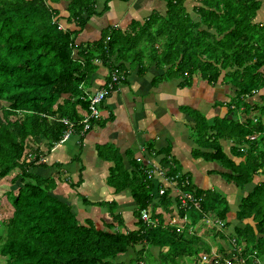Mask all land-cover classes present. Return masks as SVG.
I'll use <instances>...</instances> for the list:
<instances>
[{
  "label": "trees",
  "instance_id": "16d2710c",
  "mask_svg": "<svg viewBox=\"0 0 264 264\" xmlns=\"http://www.w3.org/2000/svg\"><path fill=\"white\" fill-rule=\"evenodd\" d=\"M97 1L69 0L68 20L83 28L91 16L100 14ZM186 1L166 0L165 14L155 10L126 28L104 29L93 44H77L79 30L59 28L60 18L48 0H0V101L9 103L0 114V182L18 169L6 191L13 213L0 222L5 227L0 228V264H116L120 254L132 250L135 255L128 264H145L146 253L154 246L160 247L162 264H183L180 259L194 256L195 264H200V245L205 241L188 230L211 217L222 224L214 227L216 236L231 244V250L220 244L218 264H259L264 258L260 236L264 234V182L241 198L236 212L239 222L254 218L256 225L239 224L231 231L232 221L227 220L231 208L224 193L197 187L180 171L175 158H168V151L161 162L171 175L179 173L180 187L192 192L199 203L177 212L186 219L185 235L184 229L179 231L166 221L164 212H157L161 207L169 218L174 213L170 205L179 198L171 196L169 187L160 195L164 182L154 183L136 158L134 169L128 171L123 158L116 157L109 177L118 192L131 190L136 203L134 228L127 226L122 213L112 210L116 201L107 202L112 221L103 227L91 219L81 222L72 205L53 192L54 183L36 172L42 151L29 141L45 140L51 152L67 128L60 118L80 120L77 105L89 110L83 85L92 81L98 60L110 71L106 82L116 68L127 75L135 69L144 75L154 67L158 74L153 84L179 79V87L185 88L202 79L210 86L228 85L235 93L227 103L226 116L210 121L202 111H190L199 145L194 156L228 168L231 172L224 178L242 188L264 169V135H260L264 96L260 104L248 101L264 87V23L256 21L261 0H196L192 10ZM63 94L69 97L60 104ZM241 106L242 118L236 115ZM253 112H258V122ZM82 128L78 125L77 130ZM252 134L259 137L251 141ZM224 140L233 141V156L245 160L237 164L230 158ZM244 144L248 147L241 150ZM148 207L151 223L141 216ZM240 244L245 245L242 250Z\"/></svg>",
  "mask_w": 264,
  "mask_h": 264
},
{
  "label": "crops",
  "instance_id": "0c3cea01",
  "mask_svg": "<svg viewBox=\"0 0 264 264\" xmlns=\"http://www.w3.org/2000/svg\"><path fill=\"white\" fill-rule=\"evenodd\" d=\"M48 2L58 13L59 24L63 27L61 29L79 30L76 35L77 44H93L102 37L106 28H126L133 20L144 21L155 10L161 14H165L167 10L166 0H109L108 9L105 8L107 0H98L96 10L100 14L91 16L88 23L81 28L75 22L68 20L70 16L69 0H48ZM186 3L189 6V4L194 5L197 2L196 0H187ZM260 13L261 15H259ZM256 21L264 23V0H261ZM75 54L77 55V53ZM157 74L158 71L154 67H150L144 75L138 74L137 69L128 75L125 74V79L115 91L109 93L102 106L104 118L95 123L91 129L84 133L82 129L77 130L69 140L55 145L51 152H49V144L45 140L35 143L36 147L42 151L38 161L40 165L36 172L54 183L53 192L72 205L81 222L91 219L98 227H103L105 222L112 221V216L109 218L105 216L110 214L106 204L116 201L117 210L123 214L128 226L129 221L135 220L136 203L130 189L118 192L110 184L109 177L112 167L115 166V158L118 156L123 158L125 168L131 171L134 169L132 165L134 158L142 157L145 159L151 151L155 150L161 167L166 168L167 173L170 174L168 168L161 162L169 151L168 158H175L180 171L187 176L189 175L197 187L218 189L225 194H228L232 186L236 190L243 191L241 197L238 196L236 199L235 196L230 195L228 199L232 206L227 219L232 221L229 227L231 231H233L234 226L239 224L249 223L255 226L256 220L254 218H248L243 223L236 220V212L241 198L246 196L255 185L264 182V169L254 175L252 181L243 188L235 182L227 181L224 178L225 173L231 172V170L216 161L194 156V152L199 148L193 136L195 121L189 118L188 110L185 112V107L190 105L189 107L192 106L193 109L202 111L210 121L216 116L224 117L229 110L227 103L231 100L230 96L234 97V90L225 84L210 86L202 79L185 88L179 87V79H164L158 84H153V79ZM105 75L106 69L101 66V69L92 78L91 89L97 91L102 88L107 81L109 70L108 75ZM224 85L228 88H223ZM263 96L264 87L248 101L251 104L253 102L260 104L263 103ZM68 97L69 94H63L58 102L62 104ZM85 110L87 109L77 105V111L81 118H83ZM253 114L258 116L257 112H253ZM236 115L240 118L245 116L244 106L240 107ZM192 123H194L193 126ZM232 146L233 141H223L227 155L239 164L245 160V157L233 156ZM152 147L155 149L150 150ZM145 162L146 160L143 161V163ZM153 182H163V179L156 174ZM176 183L172 187L167 185L174 199H178V193L183 191L178 180ZM245 188H248V191H244ZM238 200H240L239 203H237ZM178 202L179 199L170 205L174 210V213H171L172 216L178 212ZM127 209L132 212L131 216V212H129V216L125 215ZM77 211L84 214L83 218H80ZM164 213L166 221L169 222V218L167 219L168 212L164 211ZM94 214L96 215L94 216ZM98 215H101L99 221L102 224H98L96 219ZM183 219L185 220L183 227L185 230L188 226L186 219ZM205 221L206 219H201L193 224L195 230L192 231L201 236L203 241L211 235L210 231L206 235L199 233L200 228L205 225ZM212 230L214 229L212 228ZM212 236L220 241V236L217 235V238L215 233ZM260 236L264 237V234ZM227 242L229 245L223 247L231 249V244L229 241ZM244 247V244H240L238 249L242 250ZM152 248L153 253L159 255L160 247L154 246ZM219 250H221L220 245L217 252L221 254ZM204 254L202 252V256ZM122 255L120 254L117 258ZM188 258L195 263V256L184 257L180 259L181 263L188 264ZM208 262L201 259L200 264H207ZM259 262L264 264V258ZM236 263L241 264L239 261Z\"/></svg>",
  "mask_w": 264,
  "mask_h": 264
},
{
  "label": "built area",
  "instance_id": "2783aa9c",
  "mask_svg": "<svg viewBox=\"0 0 264 264\" xmlns=\"http://www.w3.org/2000/svg\"><path fill=\"white\" fill-rule=\"evenodd\" d=\"M59 28H63V27L59 25ZM124 79H125L124 72H122L121 70L117 68L114 69L111 72V79L108 82H106L102 88L98 89L93 95L89 96V99H90L89 110L84 111L83 118H80V120L74 121L68 117H61L60 121H62L67 126V128L64 132V135L61 137L59 141L55 143V145L69 140V138L76 133L78 125L83 126L82 132L84 133L88 131L89 129H91L94 123L102 120L104 118L103 111H102V106L104 102L106 101L109 93L115 91L117 86L120 85ZM253 119L255 122H258L259 115L254 116ZM260 135H264V130L263 132H261ZM258 137L259 136L257 134H252L250 135V140L255 141ZM246 148H247V145L244 144L241 147V150H245ZM137 159L144 166H146V172L149 175V177L154 179V176L156 174L162 177L165 186L159 187L160 195L166 192L167 185L172 187L173 185L177 184L176 182L179 177V173H177L176 175L168 174L167 169L161 167L160 161L159 159H157V152L155 150L151 151L147 158L144 159L142 157H138ZM144 160H146L145 163H143ZM186 183H188V179ZM178 198L180 201V205H178L177 207L178 210L179 208H183V207H191V206L199 207L197 198H195L194 194L190 191L183 190L179 192ZM158 209H161L162 212H164L161 207H159ZM141 216H142V219L147 223L154 222L152 219V209L150 207L144 208L141 211ZM155 221H158V219H155ZM212 222L214 223L215 226L216 225L222 226V224L220 223L218 219H214V221ZM169 223L172 225H176L178 230L182 231L185 220L182 217H180V215L177 213L169 217ZM194 230H195V225L191 224L189 226V232L193 233L192 231ZM208 257H212L216 261V264L219 263L220 254L218 252H213V253L210 252L208 254H204L202 257V260L206 261L209 259ZM226 263H229V260H227ZM259 264L261 263L259 262Z\"/></svg>",
  "mask_w": 264,
  "mask_h": 264
},
{
  "label": "rangeland",
  "instance_id": "374dc122",
  "mask_svg": "<svg viewBox=\"0 0 264 264\" xmlns=\"http://www.w3.org/2000/svg\"><path fill=\"white\" fill-rule=\"evenodd\" d=\"M193 3V2H192ZM189 4V10H192V6H193V4ZM259 15H261V13L259 14ZM195 19H197V16L195 17ZM264 22V21H263ZM96 63H98L99 64V67H98V69H97V71H99L100 69H101V66L104 68V69H106V75L105 76H107L108 75V70H107V68L106 67H104L103 65H102V63L100 62V60H98V61H96ZM96 71V72H97ZM109 73H110V71H109ZM91 84H92V82H87V83H85L83 86H84V90H85V92H88V95H93L94 93H95V91L96 90H93V89H91ZM228 88L227 86H225L224 85V87L223 88ZM232 90V89H231ZM231 98H233V96H230ZM254 103V102H253ZM8 106L9 105V103L7 102V101H0V114L2 113V107L3 106ZM190 105H187L186 107H185V112H187V110H189L188 112L190 113V111L192 110L193 111V108H192V106L191 107H189ZM258 113V112H257ZM236 114H237V112H236ZM237 117V116H236ZM189 118H193L192 117V114L190 113V115H189ZM11 119H15V117L14 116H12L11 117ZM193 121H194V119H193ZM189 122L191 123V121L189 120ZM194 125V123H192V126ZM192 131V130H191ZM29 144L30 145H32L33 147H36V144H35V141H32V140H30L29 141ZM199 160H202V159H199ZM16 172H18V169H15V170H13V172L12 173H10L6 178H4L3 180H1V182H0V222L1 221H3V220H7L11 215H12V213H13V208H12V206H11V204L9 203V201H8V199H7V195H6V191L8 190V188H9V186H10V183H11V178L15 175V173ZM230 190V191H229ZM228 191V194H225L224 193V195L227 197V199H229V196L230 195H233V196H235L236 197V199L238 198V196H240L241 197V195H242V192L243 191H241V190H236V188H234L233 186H232V188H230ZM248 191V188H245V190L244 191ZM235 199V200H236ZM229 201V200H228ZM239 201L240 200H238L237 201V203H239ZM229 205H230V208L232 207L231 206V204L229 203ZM112 210H114V211H118L117 210V207L115 208V207H113L112 208ZM158 211V213L159 212H162V210L161 209H158L157 210ZM77 212H79L78 214H79V216H80V218H83V216H84V214L81 212V211H77ZM129 212H131L129 209H127V211L125 212V215L126 216H129ZM109 213H110V211H109ZM96 214H94V216H95ZM132 215V212H131V214H130V216ZM107 218H109L111 215L110 214H106L105 215ZM212 216H214V215H212ZM100 217H101V215H98L97 217H96V219L98 220V224H102V223H100ZM133 217V216H132ZM167 218H168V216H167ZM112 219V218H111ZM129 219H130V217H129ZM133 220H134V218H133ZM128 221V220H127ZM135 221V220H134ZM134 221L132 222V221H129L128 222V226L130 227V228H134L135 226L133 225L134 224ZM213 221V217L212 218H209L208 220H206L205 221V225L203 226V227H201L200 229H201V231L199 232L201 235H206V233L207 232H211V235H209V236H207L206 238H205V243L204 244H202V245H200V247H201V249H202V251L201 252H199V254L200 255H202V252H204L205 254H208V252H206V251H208V250H210L209 252H217V250H218V246L220 245V244H222L223 246H228L229 244H227L226 243V241H224V240H222L221 239V237H220V241H218V239H216V238H213V236L212 235H214V231L212 230V228L214 229V223L212 222ZM133 223V224H132ZM0 228L2 229L3 228V225H0ZM3 229H5V227L3 228ZM207 230V231H206ZM186 233H187V231L185 230V235H186ZM217 237V236H216ZM218 238V237H217ZM208 240V241H207ZM214 245V246H213ZM210 247V248H209ZM215 247V248H214ZM229 250H231V249H229ZM219 252L222 254V251H220L219 250ZM155 253V252H154ZM153 253V248H151V250L149 249V251H147V253H146V261H145V264H162V263H160V257H159V255H155ZM157 254V253H156ZM133 255H135V253L133 252V250L132 251H129L128 253H124L121 257H119V258H117L115 261H114V263H116V264H128V262L134 257ZM1 258H3L1 255H0V259ZM209 259L208 260H206L207 262L208 261H211V260H213V258L212 257H208ZM180 261V260H179ZM187 263L188 264H195L194 263V261L192 260V259H190V258H188V261H187ZM202 264V263H201ZM207 264H209V262L207 263Z\"/></svg>",
  "mask_w": 264,
  "mask_h": 264
}]
</instances>
